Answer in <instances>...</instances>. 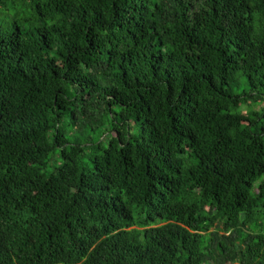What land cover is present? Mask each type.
<instances>
[{"label": "trees", "instance_id": "obj_1", "mask_svg": "<svg viewBox=\"0 0 264 264\" xmlns=\"http://www.w3.org/2000/svg\"><path fill=\"white\" fill-rule=\"evenodd\" d=\"M8 6L0 264H264V0Z\"/></svg>", "mask_w": 264, "mask_h": 264}, {"label": "rangeland", "instance_id": "obj_2", "mask_svg": "<svg viewBox=\"0 0 264 264\" xmlns=\"http://www.w3.org/2000/svg\"><path fill=\"white\" fill-rule=\"evenodd\" d=\"M15 9L11 7L0 8V16L5 17L7 20H11L14 15ZM258 107H255L257 109Z\"/></svg>", "mask_w": 264, "mask_h": 264}]
</instances>
